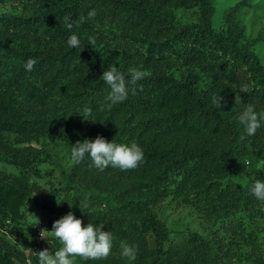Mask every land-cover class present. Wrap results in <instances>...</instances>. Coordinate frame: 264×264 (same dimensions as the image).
I'll use <instances>...</instances> for the list:
<instances>
[{
  "label": "trees",
  "instance_id": "obj_1",
  "mask_svg": "<svg viewBox=\"0 0 264 264\" xmlns=\"http://www.w3.org/2000/svg\"><path fill=\"white\" fill-rule=\"evenodd\" d=\"M4 6L12 11L0 13V164L13 170L0 169V264H39L36 252L59 249L52 236L39 240L32 203L51 217L47 231L71 211L112 233L106 259L75 264H264V200L251 192L264 181V122L248 136L238 121L248 104L264 111V24L255 23V35L246 25L264 0H0ZM93 9L92 19L65 27V16ZM72 34L79 48L68 46ZM29 57L37 60L31 72ZM110 65L126 79L130 68L147 75L136 94L108 108L100 76ZM214 94L224 97L222 108ZM97 136L136 142L143 161L103 171L87 156L74 163L71 147ZM166 204L195 212L206 234L184 228L174 236L159 216ZM122 241L137 249L134 261L121 257Z\"/></svg>",
  "mask_w": 264,
  "mask_h": 264
},
{
  "label": "clouds",
  "instance_id": "obj_2",
  "mask_svg": "<svg viewBox=\"0 0 264 264\" xmlns=\"http://www.w3.org/2000/svg\"><path fill=\"white\" fill-rule=\"evenodd\" d=\"M96 15L95 9L90 11L85 17L80 15L78 19L72 20L71 16L63 18L64 25L71 30L75 25L85 23L88 19H92ZM89 43L94 45L96 40L94 37H88ZM80 39L78 35L72 34L67 40V44L72 48L80 47ZM37 60L29 57L24 62V69L31 72ZM147 73L137 68L129 69V79L118 71L117 67L110 65L103 71L100 79L103 80L109 87L110 92L107 95V107L122 103L125 101L131 90L132 94H136V85L139 81L146 77ZM131 86V89L130 87ZM142 90V87H141ZM242 92H247V86L242 88ZM224 97L221 95H213L212 103L222 108ZM243 99L240 95L234 98L235 104H241ZM85 115H91L92 109L88 106L83 108ZM238 121L244 125L245 132L248 136H253L261 127V122H264V111L257 112L255 106L248 104L239 114ZM86 156L91 160V165L100 171L105 170L109 166L119 168L121 170H132L139 166L144 159L142 148L136 143L129 144L116 143L114 140L108 142L104 137L97 136L94 140L85 139L83 142H77L71 147V160L76 163H82ZM259 163V162H258ZM252 194L259 200H264V181L257 180L251 187ZM87 207V202L84 204ZM37 220V219H36ZM38 221V220H37ZM38 231L39 240L45 239L46 235L54 237L59 241L60 247L54 253L45 249L36 252L39 264H75V258L79 257L85 261L103 260L110 254L113 247V235L109 231H105L103 224L94 225L89 222L87 226L81 219L69 211L60 219L56 220L52 225V231H47L44 226H40ZM120 255L122 258L134 261L136 259L137 249L127 242H121ZM32 251L31 249H28ZM29 264L31 262L29 261Z\"/></svg>",
  "mask_w": 264,
  "mask_h": 264
},
{
  "label": "rangeland",
  "instance_id": "obj_3",
  "mask_svg": "<svg viewBox=\"0 0 264 264\" xmlns=\"http://www.w3.org/2000/svg\"><path fill=\"white\" fill-rule=\"evenodd\" d=\"M12 11L11 7H0V13H9ZM257 24L261 22L264 24V8L258 12H249L246 14V25L248 26L247 32H251L252 35H255L256 31H252V29L255 26V23ZM258 29V27H257ZM261 52H264V47L261 48ZM72 68H69L71 70ZM61 147H64V144H61ZM0 169L11 172L13 170L12 167L8 169H4L3 165L0 164ZM55 177V176H54ZM58 178V177H55ZM44 184V182H42ZM163 205V204H162ZM27 210L30 215L29 221L37 222L40 226H47L48 220L51 218L49 215H46L45 211H42L39 209L34 203L28 205ZM161 210V213L159 216L163 221L168 225L169 229L175 234H178L181 230L184 228H190V231L196 232L199 234L205 235L202 231V228L200 226L201 219L198 217V215L193 212L190 209L184 210L181 207L173 209L171 204H166ZM38 221H37V220ZM264 259V254H263Z\"/></svg>",
  "mask_w": 264,
  "mask_h": 264
}]
</instances>
